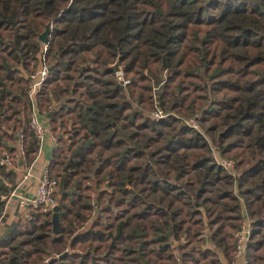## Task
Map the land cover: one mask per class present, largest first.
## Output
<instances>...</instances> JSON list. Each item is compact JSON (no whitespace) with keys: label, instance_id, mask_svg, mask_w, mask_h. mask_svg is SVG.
<instances>
[{"label":"trees","instance_id":"obj_1","mask_svg":"<svg viewBox=\"0 0 264 264\" xmlns=\"http://www.w3.org/2000/svg\"><path fill=\"white\" fill-rule=\"evenodd\" d=\"M48 23L37 104L60 225L32 209L0 264H223L241 199L264 264V0H0V176L20 136L28 164L40 149L28 89ZM196 114L201 131L182 120Z\"/></svg>","mask_w":264,"mask_h":264},{"label":"built area","instance_id":"obj_2","mask_svg":"<svg viewBox=\"0 0 264 264\" xmlns=\"http://www.w3.org/2000/svg\"><path fill=\"white\" fill-rule=\"evenodd\" d=\"M47 44L44 43V48L42 53L40 54V62L36 71L29 75L30 85L28 89V95L32 102V111L29 119V127L33 131L37 139L39 140L40 147L43 144L48 133L46 126L40 120V111L37 104L39 91L42 88L44 82L46 81L49 72V66L46 62V57H45ZM122 74H123L122 71L118 72V75L120 76V81L122 82L123 85H126L129 83V80L124 79L122 77ZM158 88L159 87H157V89ZM152 114L156 118H163L167 116L165 113L162 112V110L159 107H157L156 110L152 112ZM201 117H202L201 114H196L193 115L188 120L184 118H182V120L186 125H189L190 127L201 131L202 130L200 124ZM53 138L57 139L56 136H53ZM24 155L25 153L22 150L21 156ZM7 158L8 155L6 156V159ZM218 161L219 164L223 165L227 170H229L235 176V178L237 177V173L232 170V168L234 167L233 160L222 158L219 159ZM235 186L237 187V184H235ZM57 191H58V181L55 178H52L49 172H45L38 180L35 195L32 197H20L19 204L22 207H27L30 209H41L43 212L53 213L54 208L57 205H59ZM241 201L243 202L242 199ZM1 220H0V235L2 232ZM252 230H253V222L249 218L247 212H245V214H243V221L239 229L235 233V252L233 258L231 261L223 262V264H250L249 244L251 240ZM48 261L49 258L45 260V262Z\"/></svg>","mask_w":264,"mask_h":264},{"label":"crops","instance_id":"obj_3","mask_svg":"<svg viewBox=\"0 0 264 264\" xmlns=\"http://www.w3.org/2000/svg\"><path fill=\"white\" fill-rule=\"evenodd\" d=\"M40 120L46 126L48 133L39 149L36 158L32 161V163L28 164L26 162L25 156H21V152L23 150L21 145V136L20 142L17 145L18 152L17 155H15V158L10 159L8 156L6 159V154L3 158L5 170L10 172L11 175L4 176L2 174L0 176L4 184V188L0 191V197L3 201H5L3 210L0 213V220L2 219L1 235L4 234L5 231L13 226L19 219H27L30 217L32 214V209L20 206V197L34 196L39 178L43 175V173L49 172V166L52 162V153L57 139H54V135L50 132L48 117H46L41 112ZM57 197L58 200H60L59 195H57ZM242 206L243 214H245L247 210L244 202H242ZM223 261L225 262V259H223Z\"/></svg>","mask_w":264,"mask_h":264},{"label":"water","instance_id":"obj_4","mask_svg":"<svg viewBox=\"0 0 264 264\" xmlns=\"http://www.w3.org/2000/svg\"><path fill=\"white\" fill-rule=\"evenodd\" d=\"M51 27H52V24L51 23H48L47 26H46V29L44 30V32L40 35V41L42 43H45L47 44L50 40V32H51ZM164 67H166V63L164 62ZM51 68V67H50ZM113 68L115 69L116 72H121L122 71V68L120 66V62L119 60L116 61L115 64H113ZM163 75V74H162ZM50 116V114L48 115ZM59 205H57L55 208H54V211H53V223H54V231H57L59 229V217H58V213H59Z\"/></svg>","mask_w":264,"mask_h":264},{"label":"rangeland","instance_id":"obj_5","mask_svg":"<svg viewBox=\"0 0 264 264\" xmlns=\"http://www.w3.org/2000/svg\"><path fill=\"white\" fill-rule=\"evenodd\" d=\"M115 64V63H114ZM121 66V65H120ZM122 68V67H121ZM123 72V71H122ZM117 74H118V72H116ZM120 79V78H119ZM155 89H157V87L155 88ZM166 115H168L167 113H165ZM153 115V114H152ZM154 116V115H153ZM165 117H167V116H165ZM192 117V116H191ZM191 117H189V118H191ZM156 118V117H155ZM182 118H184V119H189L188 117L187 118H185V117H182ZM158 119H163V118H158ZM184 122V121H183ZM189 126V125H188ZM190 127V126H189ZM216 153V152H215ZM216 159H217V162L219 163V159H222L221 157H219V155L218 154H216ZM226 159V158H225ZM232 170H233V168H232Z\"/></svg>","mask_w":264,"mask_h":264}]
</instances>
